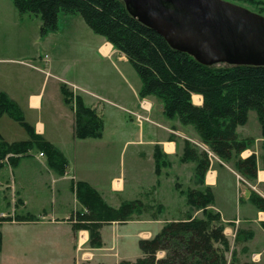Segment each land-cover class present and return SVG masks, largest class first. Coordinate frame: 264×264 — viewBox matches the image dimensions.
Instances as JSON below:
<instances>
[{
    "label": "crops",
    "instance_id": "crops-1",
    "mask_svg": "<svg viewBox=\"0 0 264 264\" xmlns=\"http://www.w3.org/2000/svg\"><path fill=\"white\" fill-rule=\"evenodd\" d=\"M60 35L59 27L44 38L39 35L36 54L0 53V92L17 105L34 133L67 162L63 175L49 168L45 156L36 150L19 157L14 166L8 158L1 163L0 264H135L143 257L141 241L152 240L166 224L188 215L202 218V210L188 203L187 192L205 188L213 197L207 209L220 216L228 242L227 264L232 259L234 264H264V212L249 201L252 192L264 199V135L256 114L250 111L245 125L236 128L239 139L252 140L238 156L241 160L255 157L252 183L235 171L236 157L221 161L192 127L167 119L157 98H140L136 73L102 37L95 35L99 38L94 49L118 71V64L124 65L132 79H124L130 97L113 101L53 73V51L41 47ZM62 85L101 119L99 138H75L74 112L63 101ZM191 101L202 105L200 95H192ZM0 137L7 144L29 139L5 115L0 118ZM202 159L208 165L201 175ZM76 182L89 185L109 208L139 202L141 211L129 221L102 224L101 246L90 247L88 232L73 231L69 222L70 215L84 210L75 198Z\"/></svg>",
    "mask_w": 264,
    "mask_h": 264
},
{
    "label": "trees",
    "instance_id": "trees-1",
    "mask_svg": "<svg viewBox=\"0 0 264 264\" xmlns=\"http://www.w3.org/2000/svg\"><path fill=\"white\" fill-rule=\"evenodd\" d=\"M10 1L20 16L41 21V38L58 31L59 15L79 16L94 35L102 37L127 59L141 82L140 98H157L167 119L192 127L200 141L221 161L230 162L236 157L235 171L254 182L255 157L245 160L238 157L252 140L239 139L236 128L245 125L248 113L253 111L264 135V66H204L188 54L173 50L162 37L131 17L121 0ZM225 1L252 6L258 3V0ZM60 90L64 103L74 112L75 138H99L103 123L94 110L86 107L80 97L73 96L65 85ZM192 95L202 97L201 106L193 105ZM4 115L19 124L29 139L7 144L0 137V167L6 158L14 166L19 157L36 150L45 156L49 168L58 175L65 173L67 162L63 155L36 135L17 105L0 92V118ZM262 149L264 164V143ZM207 165V160L200 161L201 175ZM158 171L156 161L155 173ZM74 194L84 210L70 215L69 221L75 219L71 224L73 231L88 232V245L93 248L101 246L102 224L123 223L141 211L139 202L109 208L84 182L75 183ZM187 199L190 205L202 210V218L188 215L184 220L166 224L152 240L141 241L143 257L135 264H227L228 242L219 224L220 216L207 209L213 200L211 191L208 188L188 191ZM249 201L264 212L262 197L252 192ZM158 252H164V257L156 259ZM229 264H234V259Z\"/></svg>",
    "mask_w": 264,
    "mask_h": 264
},
{
    "label": "water",
    "instance_id": "water-1",
    "mask_svg": "<svg viewBox=\"0 0 264 264\" xmlns=\"http://www.w3.org/2000/svg\"><path fill=\"white\" fill-rule=\"evenodd\" d=\"M173 49L204 66H264V17L225 0H121Z\"/></svg>",
    "mask_w": 264,
    "mask_h": 264
},
{
    "label": "rangeland",
    "instance_id": "rangeland-1",
    "mask_svg": "<svg viewBox=\"0 0 264 264\" xmlns=\"http://www.w3.org/2000/svg\"><path fill=\"white\" fill-rule=\"evenodd\" d=\"M233 4L264 17V0H258L255 6ZM39 26L41 21L38 18L20 16L10 0H0V53L11 51L15 55H29L40 52L37 43ZM58 27L62 37L53 38L41 47L53 51L50 66L53 73H60L66 80L85 85L113 101L124 95L125 98L130 97L131 92L124 79H132L123 70L124 65L118 64L120 72L109 61L99 58L94 49L99 37L90 31L79 16L59 15ZM136 78L138 80L137 76ZM69 222L72 224V221ZM164 255L159 257L156 254V259H161Z\"/></svg>",
    "mask_w": 264,
    "mask_h": 264
},
{
    "label": "built area",
    "instance_id": "built-area-1",
    "mask_svg": "<svg viewBox=\"0 0 264 264\" xmlns=\"http://www.w3.org/2000/svg\"><path fill=\"white\" fill-rule=\"evenodd\" d=\"M70 221L74 222V221H75V219H73V220H70Z\"/></svg>",
    "mask_w": 264,
    "mask_h": 264
}]
</instances>
